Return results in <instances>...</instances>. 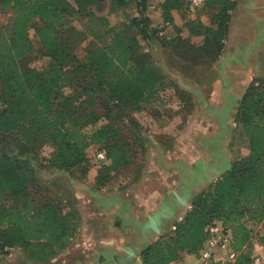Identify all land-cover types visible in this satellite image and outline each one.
Here are the masks:
<instances>
[{"label": "trees", "instance_id": "16d2710c", "mask_svg": "<svg viewBox=\"0 0 264 264\" xmlns=\"http://www.w3.org/2000/svg\"><path fill=\"white\" fill-rule=\"evenodd\" d=\"M99 1L0 0V14L6 17L0 29V144L7 145L0 148V257L19 248L32 263L49 262L68 248L81 225L79 214L63 201L38 202L31 195L29 185L39 178H31L32 166L17 151L28 150L30 162H37L38 141L49 140L55 148L50 167L74 175L89 163L90 147H96L107 157L97 175L99 188L147 156L146 138L133 116L157 100L168 84L163 68L144 53L142 42L163 28L152 26L150 0H121L122 6L135 5L141 19L116 26L91 9ZM208 6L221 8L204 26L199 15ZM233 8L225 0H207L196 19L186 20L184 28L191 35H205V44L212 43V48L203 47L214 59ZM155 11L176 31L170 41L175 46L183 30L175 25L173 12L188 17L185 0H165ZM75 13L82 19L79 31L66 23ZM32 31L49 59L42 69L26 63L35 50ZM79 39L87 44H78ZM188 47L197 53L196 46ZM97 99L109 120L100 126L104 117L95 108ZM237 118L249 141L248 156L192 197L174 229L141 253L142 264H170L183 253L198 256L205 229L214 222L231 230L239 255L233 263L210 264H253L243 249L250 238L247 223L264 220V79L249 86Z\"/></svg>", "mask_w": 264, "mask_h": 264}, {"label": "crops", "instance_id": "0c3cea01", "mask_svg": "<svg viewBox=\"0 0 264 264\" xmlns=\"http://www.w3.org/2000/svg\"><path fill=\"white\" fill-rule=\"evenodd\" d=\"M225 4L227 7L233 6L234 8L227 13L229 17L225 35L220 40L222 46L220 52L218 46H215L218 57L207 60V62L206 59H200L187 66L172 64L163 67L165 74L168 75L166 80L168 85L158 96L160 102H163L161 112L159 114L149 112L136 114L139 121L149 123L156 134L162 135L170 142L173 141L174 147L169 148L156 140L149 145L148 154L144 160L145 178H141V183L150 182L151 178L148 176L151 177L152 172H159L160 178H158L159 183L156 188L148 186L140 189V192L133 193L132 187H135L134 183L137 182V178H112L109 187H103L98 195H94L97 202L96 208L105 214L106 220L102 224L89 226L91 238L93 241L96 238L105 240L103 234L109 232L116 234L117 238L112 241H96L97 256L95 259L86 260L87 263L95 261V264H98L97 258L101 256L103 248L116 242L114 249L110 250L114 251L118 257L125 258L124 249L134 248L138 256L131 264H142L141 251L146 246L144 240L149 246L158 235L152 233V236L146 235L144 239L141 235L137 238L136 224H145L150 215L160 211L167 199L176 200L173 192L181 194L184 186L194 182L197 164L195 151L199 150L202 154L210 153L213 148L217 152L211 156L213 162L210 161L208 165H205L209 169L215 167V159L219 170L226 162L228 163L225 151H229L232 156L231 150L234 147L227 148L226 144L229 135L228 145L234 143V136L241 137L240 130L235 132L240 101L252 83L264 79V0H225ZM220 8L219 6H208L199 15L200 22L204 26H209ZM173 16L175 25L184 23L179 11H174ZM197 17L187 18L194 20ZM181 35L189 38L192 45H198L195 47L196 54L205 52L203 47L206 42L205 35H191L188 28H184ZM211 44H205V46L212 48ZM173 83L181 88V91H185L189 103H196L192 111H186L187 102L175 103L171 99L176 94ZM167 100H170L168 104ZM197 137L206 139L208 145H201V147L197 145L195 142ZM238 152H240L238 149L236 153L233 152L234 156ZM217 155L221 159L217 158ZM233 159V157L229 158L230 161ZM181 168H186V176ZM125 171L130 175L134 174L132 167L125 168ZM97 173L98 169L96 177ZM199 174L204 180L193 190L192 194L195 190H201L202 187L205 190L218 178L214 174L209 175L208 178L203 171ZM188 175L190 178H186ZM173 176L178 177L169 178ZM96 177L90 178L94 187L98 186ZM130 179L133 180L128 183ZM192 197L193 195L191 199ZM99 202L105 203L106 206H99ZM170 206L176 208V217L165 221L166 225L162 227V233L168 231L171 223L183 209L173 202ZM171 227L173 229V223ZM247 227L250 230V238L243 251L252 257H264V220L261 223L249 222ZM85 231L86 227L81 223L78 234L70 245L78 242ZM66 250H69V246ZM226 256V251H218L216 254L219 260H225ZM197 263V257L183 253L178 260L170 264Z\"/></svg>", "mask_w": 264, "mask_h": 264}, {"label": "rangeland", "instance_id": "374dc122", "mask_svg": "<svg viewBox=\"0 0 264 264\" xmlns=\"http://www.w3.org/2000/svg\"><path fill=\"white\" fill-rule=\"evenodd\" d=\"M165 0H150L149 1V10L148 14L151 17V20L153 22V28L155 29H162L163 31L161 33H158L155 36L151 35V38L147 42H142L144 53L149 57L153 58V60L159 64L161 68L167 67L170 65H184L187 66L188 64H192L194 62H197V60L200 59H206L211 60L213 57L212 51H206L204 53H198L194 54V52L188 47V44L192 45L191 42L185 43L184 40L189 38L180 37L181 40L177 42L175 46H173L170 41L172 38L176 37V31H174V28L171 25H165L163 24V21L161 19V16L156 14L155 10H158L159 5L162 4ZM135 5L129 4L128 6H122L121 0H101L99 2H96L92 6V10L96 14H105L112 26L120 25L125 22H128L131 18H138L141 19V16L136 12ZM181 15V20L184 23L179 24L177 27L184 29V26L188 23H186V20L188 19L183 12L179 11ZM6 17L2 16L0 14V29L2 27V24L5 22ZM81 16L78 14H73L70 16L66 23L74 30L79 31L81 28ZM63 29V28H62ZM182 34V33H181ZM31 36L33 39V44L35 47V50L31 56L28 57L26 63L30 67L44 68L48 62L49 59L44 56L43 51L41 50V44L39 39L35 36L34 31L31 32ZM78 44L84 46L87 44V41L85 39H79ZM198 46V45H194ZM181 54V55H178ZM81 55V54H80ZM168 78V75H166ZM171 83V82H170ZM169 83V84H170ZM171 85V84H170ZM176 89V94L171 97V99L176 103L180 102H187L186 103V111H192L196 107V103H189L188 96L186 95L185 91H181V88H178L174 83L172 84ZM177 87V88H176ZM71 89H67V93H70ZM166 98V97H165ZM170 98V97H169ZM164 101V99H163ZM170 100H167V104ZM163 102H160V100L157 97V100H155L152 104L148 106H144V109L141 112L138 113H150V114H159L162 109ZM95 108L98 110V112L102 113L104 119L100 120L99 126L101 124H106L109 122L108 119H106L104 115V110L102 111L101 108V99L95 100ZM134 114V118L138 121L140 124V134L146 138L147 141V148L149 150V145L152 144L155 140L158 142L163 143L165 146L171 148L174 147L173 141L170 142L168 139L164 138L162 135L156 134L155 130L151 128V125L149 123H141L139 119L137 118L136 114ZM143 113V114H144ZM113 118V117H112ZM235 132L236 130H240V136L233 137L234 143L231 145L229 144L230 141V135L227 138V148L234 147L233 150H231L232 156L230 155L229 151H225V154L228 157V163L221 167V172H226L229 170L235 163L238 161L246 158L247 152L249 153V141L247 137L244 134V127L242 124L241 119L236 117V126H235ZM175 141V139L173 138ZM176 142V141H175ZM196 144L202 146H207L208 142L204 138L197 137L195 140ZM238 143V147H236V144ZM7 147V145L0 144V148ZM35 152L39 156L35 161L30 162V152L28 150H19L16 153H19L21 155V158L25 161H27L33 168V175L31 178H39L37 182L33 184V186L30 188L29 185V192L31 190V195H34L35 199L38 202H44L47 200L52 201H63V204L66 205V208L75 210L79 216L81 223L84 224L86 227L85 234L82 238L79 239L78 242L69 245V250H64L62 253H60L55 259L41 264H95L94 262H86V260L95 259V256H97L98 248L96 246V241H112L115 240L117 236L113 233H105L104 239L101 240L98 238H91V232L89 231V226L91 224H102L106 220L105 214H102L98 208H96L97 202L94 198V195H98L99 191H102L103 188H99L92 186V181L90 178L96 177V171L98 169V172L101 168L96 167L93 164V156L96 153V147H90V149L87 151V156L89 158V163L85 165L84 169L82 171L76 172L74 175L68 174L66 172H62L56 168L50 167V164L48 163V160L53 156L55 148L53 144L46 139H40L35 147ZM238 149V154L234 156L233 152L236 153V150ZM210 153L204 152L202 154L201 151L197 150L195 151V160L197 161L196 164V170L201 172L203 167L205 165H208V163L213 160H211V156L215 152V150L212 148ZM247 150V152H246ZM246 152V153H245ZM148 154V152H147ZM217 158L221 157L219 155L216 156ZM230 157H233L234 159L232 161L229 160ZM215 167H217V161L215 159L214 161ZM134 170V174H128L125 169L121 170L119 173L115 174L113 178H137V182L134 183L135 187H132V192L137 193L140 192L145 187L149 188H156L158 186L160 178L159 172H152L151 177L148 176V178H151L150 182H147L146 184L141 183V178H145V163L141 157L131 166ZM183 173L187 174L186 168H181ZM83 173V174H82ZM98 175V173H97ZM184 175V174H183ZM76 176V177H75ZM178 177V176H177ZM176 176L169 177V178H177ZM97 178V177H96ZM140 179V180H139ZM133 179H130L128 183H131ZM111 180L106 184L105 187H109ZM141 189V190H140ZM195 190L192 194L193 196L197 195L198 193L203 191V187L199 191ZM199 191L198 193H196ZM196 193V194H195ZM105 207V203L99 202V206ZM191 206L190 204L187 208H183L180 212V214L177 216V218L172 222L173 225H175L179 220H181L187 210ZM101 207V209L103 208ZM171 223V225H172ZM171 225L169 226L168 231L162 233V235H158L155 239V241L159 240L162 236L170 233L172 230ZM154 241V242H155ZM153 243V242H152ZM114 244H117L116 242L109 244L108 246H105L103 250L106 249H114ZM94 257V258H93ZM197 257V256H195ZM0 264H36L32 263L26 251L21 250L19 248H14L10 250V254L8 256L0 257Z\"/></svg>", "mask_w": 264, "mask_h": 264}, {"label": "water", "instance_id": "95a60500", "mask_svg": "<svg viewBox=\"0 0 264 264\" xmlns=\"http://www.w3.org/2000/svg\"><path fill=\"white\" fill-rule=\"evenodd\" d=\"M202 171L208 178L211 174H214L216 177H219L221 174H223L221 170L216 168L209 169L207 166H204ZM186 178H190V175H188ZM202 178L203 177H200L199 172L196 170L194 182H190L188 185L184 186L181 189V194L178 192H173V195L176 198L175 201L173 198L167 199L166 203H164L160 208V211L154 215H150L148 217V221L145 224L142 225L137 223V238L139 235H141L144 239L146 238V235L152 236V233L162 235V227L166 225L165 221H170L176 217V208H172L170 203L173 202L177 206L180 205L181 208H187L190 203L192 192L203 182L204 179ZM144 242L146 243V246L142 249L141 253L148 247L147 241L144 240ZM124 251L126 253V257L121 258L118 257L114 251L106 249L101 253V256L97 258V262L98 264H131V262L138 256L134 248L124 249Z\"/></svg>", "mask_w": 264, "mask_h": 264}, {"label": "built area", "instance_id": "2783aa9c", "mask_svg": "<svg viewBox=\"0 0 264 264\" xmlns=\"http://www.w3.org/2000/svg\"><path fill=\"white\" fill-rule=\"evenodd\" d=\"M186 12L188 17L194 18L206 8L207 0H185ZM107 162L106 153L96 150L93 156V164L96 167ZM174 229V227H173ZM206 240L197 256V264H210L211 262H230L237 259L239 253L233 249L234 238L230 229L226 228L221 222H214L205 229ZM218 251H226L225 260L216 257ZM253 264H264V257H253Z\"/></svg>", "mask_w": 264, "mask_h": 264}]
</instances>
